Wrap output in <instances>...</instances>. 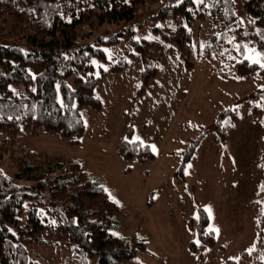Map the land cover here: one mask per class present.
Masks as SVG:
<instances>
[{
    "label": "rangeland",
    "instance_id": "obj_1",
    "mask_svg": "<svg viewBox=\"0 0 264 264\" xmlns=\"http://www.w3.org/2000/svg\"><path fill=\"white\" fill-rule=\"evenodd\" d=\"M145 1L130 21L101 26L91 33L94 40L110 35L115 38L113 44L102 45L103 60L93 59L95 72L97 66L107 68L120 59L125 66L119 72L107 73L93 88L102 108L89 111L79 142L70 144L46 132L36 136L20 132L14 146L40 158L75 159L83 171L102 178L105 190L120 209L109 230L120 236L134 235L146 246V251L125 264H229L228 260L256 264L257 258H264V246L259 248L255 242L257 216L262 210L256 190L264 184V68L259 65L248 78L235 76L226 65L236 56L221 57L229 51L226 47L237 53V47L242 46L245 56L252 55V49L263 53L251 43L250 35L256 28L236 2L240 28L237 24L226 27L225 38H215L219 40L218 55L208 56L203 47L210 43L211 33L222 30L220 22L212 15L193 20L186 25L192 62L187 68L158 33L174 32L184 23L182 16L168 7L179 0ZM15 31L12 25L1 24L0 39L10 42ZM144 65L154 66L156 72L142 87L139 76ZM26 68L30 73L28 88L34 89L41 67L28 63ZM12 88L20 91L22 86ZM255 107L260 109L257 114ZM217 121L223 140L215 128ZM129 127L131 139L138 137L152 151L155 148L152 160H124L116 153V143ZM190 150L180 181L176 169ZM126 165L128 171H124ZM1 169L5 175H13L8 160L1 162ZM188 184L194 186L193 193ZM44 195L39 209L51 230L44 227L38 233L40 241L28 246L29 258L41 264H95V259L73 251L61 230L59 211L47 205V192ZM198 205L208 215L215 238L211 246L196 239ZM27 210L25 199L17 216L20 227ZM189 217L192 229L187 224ZM191 239L194 253L188 249Z\"/></svg>",
    "mask_w": 264,
    "mask_h": 264
},
{
    "label": "trees",
    "instance_id": "obj_2",
    "mask_svg": "<svg viewBox=\"0 0 264 264\" xmlns=\"http://www.w3.org/2000/svg\"><path fill=\"white\" fill-rule=\"evenodd\" d=\"M236 2L256 28V33L250 35L251 43L264 53V0H203L202 3L179 0L170 3L168 7L180 14L184 23H179L174 32L158 31L159 37L179 56L182 65L190 68V33L186 25L212 15L215 22L219 20L222 30L211 33L210 43H205L202 52L217 56L215 49L219 40L215 38L223 36L224 39L226 27L237 24V29L240 28ZM145 4V0H0V25H12L16 29L10 42L0 39V264H41L29 258L28 246L40 241L37 235L44 227L51 230L39 209L45 192L47 205L60 213V227L67 234L71 248L82 253L84 258L95 259V264H125L138 252L146 251L144 240L134 235H116L109 230L115 225L120 209L105 190L101 177L83 171L75 159L40 158L35 152L14 146V139L20 132L31 136L46 132L70 144L79 142L89 111L99 112L102 108L93 88L107 73L119 72L125 66V61L120 59L107 68L97 66L98 72H95L93 59L103 60L102 45L113 44L115 38L110 35L94 40L91 33L101 26L130 21ZM137 42L134 43L142 46ZM225 49L229 51H224L221 57L230 53L236 56L226 65L230 74L248 78L259 67L245 58L242 46L237 47V53L233 47ZM28 63L41 67L35 75L34 89L28 88ZM219 64L216 66L224 67ZM146 67L140 70L142 87L156 72L154 66ZM15 84H21L20 91H14L12 85ZM253 112L257 114L260 109L255 107ZM215 128L219 139L223 140L219 121ZM130 133L129 127L125 137L117 141L116 153L124 160H152L154 153L149 144L131 139ZM190 154L191 150L186 152L176 169L180 181H183L182 169ZM4 159L13 167L12 176L2 172ZM128 167L126 165L124 171H128ZM188 186L193 193L194 186ZM261 186L264 184L256 190L262 207L257 216L255 237L259 248L264 246V191ZM25 199L28 201L27 218L20 227L17 216ZM191 220L189 217L187 224L192 229ZM195 235L204 245L211 246L215 242L208 226V215L199 205ZM188 249L192 253L196 250L192 239ZM196 254L200 256L199 252ZM263 259L257 258L256 264H264ZM228 263L235 262L228 260Z\"/></svg>",
    "mask_w": 264,
    "mask_h": 264
},
{
    "label": "snow or ice",
    "instance_id": "obj_3",
    "mask_svg": "<svg viewBox=\"0 0 264 264\" xmlns=\"http://www.w3.org/2000/svg\"><path fill=\"white\" fill-rule=\"evenodd\" d=\"M197 2L202 3L203 0H197ZM251 52H252V55L246 56L245 58L251 60L253 63L259 64L262 68H264V62H262V61H264V53L257 52V51H255V49H252ZM253 57H255V58H253ZM137 139H139V138L137 137ZM153 151H155L154 147H153ZM261 190L264 191V186H261Z\"/></svg>",
    "mask_w": 264,
    "mask_h": 264
}]
</instances>
